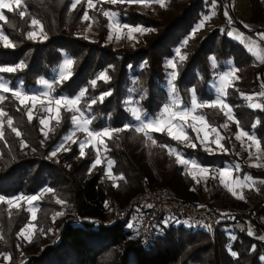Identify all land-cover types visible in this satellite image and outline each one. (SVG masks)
<instances>
[{"label":"trees","instance_id":"obj_1","mask_svg":"<svg viewBox=\"0 0 264 264\" xmlns=\"http://www.w3.org/2000/svg\"><path fill=\"white\" fill-rule=\"evenodd\" d=\"M215 1L217 0H189L174 12L169 9L171 16L164 23L141 16L129 7L126 10L121 8L120 11L115 9L122 20H130L128 22L131 24L146 27L152 25L155 31L144 46L127 50L105 45L102 37L92 41L76 35L79 17L68 12L71 0H22V5H27L23 18L16 12L3 10L7 20L14 26L0 21V30L9 37L15 48L6 49L0 42V66L13 65L23 60L27 68L15 75H2L11 77L14 85L22 79V87L31 93L42 78L49 82L54 81L53 70L62 57L66 56L74 61L73 75L56 88L54 95L74 97L85 86L89 87V96L99 95L101 91L109 88L113 90L112 96L103 104L94 106V111L88 114L95 117V122L90 126L92 129L122 128L126 123L131 124L132 120L125 109L127 96L135 98L137 107H141L148 116L155 117L167 101L162 86L165 61L173 56V49L197 21L199 12L204 11L203 4ZM246 3L253 22H257L258 18L264 23V0H246ZM34 18L43 25L41 34L46 39L27 38L26 34L30 31L31 20ZM189 43L186 59L177 67L176 96L183 104H188L191 100L190 90L195 88L199 101L210 102L214 98L209 88L214 69L222 71L228 66L237 68L238 78L226 90V102L233 109L236 126L256 136L264 151V108L252 109L248 106L249 101L243 98L263 88L261 82L264 61H256L218 28ZM209 56L213 57L212 61L216 65L214 68ZM228 60L230 64L226 63ZM104 70L111 76L110 82L105 84L98 81L97 89L91 90L89 82ZM137 92H143L146 99L141 101L136 95ZM85 104L86 101H82L80 106L84 107ZM4 107L28 145L25 152L20 148L14 132L9 127H3V138H0V195L8 199L38 195L49 187L53 191L41 195L40 200L32 203L36 207V228L32 246L28 249H24L16 240L20 228L29 222L27 210L22 206L9 208L6 203L0 202V258L3 257L0 262L264 264L261 259L264 254V241L260 239L264 236V226L258 222V217L264 216V190L259 197H254L248 210L234 211L226 214V217H221L208 202L201 205L214 210L208 214V218L215 224L211 230L193 228L190 223V226L185 225L178 217H170L165 225L156 227L154 234L144 245L138 231L121 222H106L108 218L101 211L106 209L104 204L107 194L103 190L99 175L89 172L95 157L90 149L85 150L89 155L76 159L78 150L71 145V150L57 161L49 160L46 153L51 146H39L36 118L29 122L24 109L16 101H6ZM199 114L213 127H218L225 120L222 109L204 107ZM257 121L260 123L253 128ZM59 134L61 133L55 134L50 144L56 141ZM150 136L156 139V145L134 130L113 133V139L104 138L111 150L101 154L105 156V160L114 161L111 173L112 182L118 185L114 187L117 210L144 186L170 188L181 201H197L193 195L192 179L184 167L177 164L168 153L169 148H175L184 158L206 167L222 168L239 163L240 170L234 172L238 177L247 175L251 179L264 181V169H249L228 153L207 154L194 139L191 140L196 144L195 148L177 143L163 132H152ZM121 176L123 179H120ZM58 199H65L71 204V217L64 220L54 219L60 211L56 203ZM112 214L114 213L110 215ZM234 223L251 226L253 235L249 236L245 231L232 228ZM229 248L237 256H232ZM22 254L26 256L23 261H19ZM6 255L10 257L7 260L4 258Z\"/></svg>","mask_w":264,"mask_h":264},{"label":"rangeland","instance_id":"obj_2","mask_svg":"<svg viewBox=\"0 0 264 264\" xmlns=\"http://www.w3.org/2000/svg\"><path fill=\"white\" fill-rule=\"evenodd\" d=\"M188 1L189 0H162L163 2V6H162L161 3L158 2V0H144L143 3H131V4L118 3L116 5H112L111 3L105 2V0H101L96 3V7L94 9L88 10L90 20L83 21L82 17L84 14V9L87 6L86 0H82L81 4L77 6L76 10L69 11V7L72 2L71 0L69 7H68V12L69 14H76L79 17V18L77 17L78 24L75 29L76 35L82 38L86 37L85 39L92 40V41L98 39V37H102L105 45H110L113 48H124L127 50H131L137 47L144 46L152 38V35L155 32L154 29L152 28V25H150L149 27H146V26H142L139 24H136V25L131 24L130 22H128L130 20H126V19L122 20L118 16V20L121 23V25L127 24L131 27L141 26L142 28L151 29V31H147V32L129 33L128 28H124V27L117 28L116 27L114 21L117 18H112V22H110L109 18L104 17L101 9L107 10L110 12L111 11L115 12V9H118L120 11L121 8L126 10L129 7V8H132L134 12H136L137 14H140L141 16H145L148 19L159 21V23L161 22L164 23L170 18L171 11L174 12L175 9L179 8L181 5L186 4V2ZM113 7H114V10H112ZM203 8H204V11L199 12V18L191 26L187 35L173 49V54H172L173 56L168 58L164 64L165 73H164V79H163L162 86L164 87V91L166 92V99H167V101L164 102V105L165 103L170 104V112L164 113L162 115V110H163V107H162L160 111L155 115V117H150V116L148 117L153 118V119L162 118L165 121H168L169 123H171L174 132L179 131L182 127L186 135L188 134L189 138L194 139L193 141L196 142L200 146V148L207 154H217V153L226 154L228 153L229 155H232L237 161L239 160V162L243 166L249 169H253V170L264 169V151H262V148L260 147V145L258 148L256 145L252 144V141H250L247 138V136L241 137L239 140L236 139V136L239 134V131L241 130L236 126V122L234 118L231 120L228 119V116L226 115L228 111L227 109H222L219 107L217 108L220 110L222 109L225 115V120L220 122L219 123L220 125L218 127H213L211 125H208L205 122V120H204V124L202 125L200 121L192 119V115H200L199 111H201L203 108L197 109L195 113L188 115L184 117L183 119H181L177 115H173V113L175 112L176 106L171 105V100L173 99V97L170 92V87L167 85L168 76L166 75V73H169L172 70L167 67V62L169 59H171L173 60V62L179 65L182 62L180 61L179 56L181 55L186 56V54L189 52V49H187L189 41L191 42L196 41L202 38V36L204 37L206 34H208V32L212 31V29L218 28L219 31L223 33V35H225L231 41L238 43L246 51V53L251 55L256 61H260V62H262V60L264 61V40H261L258 35L259 33L264 32V23L262 22V20H258V18H256L257 22H253V19L251 18V12H250L249 6L246 3V0H217L215 2H209L208 4L204 3ZM169 9L171 11H169ZM225 11H227L228 13L227 16H225ZM206 17L207 19H205ZM259 19H261V17H259ZM201 24H203V26L200 27L198 30H196L197 26ZM30 31L37 32L36 38H40V39L43 38L41 34L42 31L40 30L39 26H31ZM229 32L232 33L231 36L227 34ZM184 41H187V44H185ZM191 42L189 44H191ZM177 48H179V55H177V52H176ZM65 58H68V57L63 56L58 66L62 63V61ZM208 58L212 65L213 57L209 56ZM226 63L230 64V61L228 60ZM58 66L53 70L54 80L57 78ZM230 67L231 66H228L222 71L214 69L213 78L209 83V88L212 90L214 94L213 100L216 99L218 96L217 88H218L219 76L221 75L223 71H229ZM237 78H238V74L236 72L234 76L230 78V83L235 81ZM263 83H264V74H263V80L261 82L262 84L261 86H263V88H261V90H259L255 94L250 95L253 97L252 102L259 103L261 105L262 103H264V96H259L257 94L264 92ZM44 90H45V86L39 83L38 86L30 94H39V93H42ZM136 95L138 97H141V96H144V93L137 92ZM52 96H56V95L52 93ZM61 96H64V95H61ZM175 99L180 101V99L177 96L175 97ZM16 102L19 104L18 101ZM41 103H44L46 105L47 99L44 97H41V99L36 102V109L34 110V117L36 118L35 120L36 129L39 134V146L43 147L45 144H48L49 146H51L48 152L46 153V156L49 160L57 161L60 157H62L67 152L61 150L57 152V155L55 157L51 156L50 153L57 147V145H59L62 142V138L68 135L73 129V125L71 123L72 113L65 111L64 108L62 107L60 109L61 123L57 125L56 120H50L48 126H43L39 124L38 117L40 115L46 116L47 113H43L39 111ZM187 105L191 107V100L189 101ZM19 106L24 109V112L26 114L27 108L31 107V102H26L25 105L19 104ZM52 107L55 109L54 102L52 104ZM134 107H137L135 98L131 96H127L125 99V109L130 115V118L132 120L131 124L136 123L134 118L131 117V111ZM53 115H55V112H53ZM26 117H27V114H26ZM66 124L69 126H66ZM3 127L8 128L7 120L3 122ZM167 127L168 125L166 124L165 130L163 131V133L166 136L170 137L167 134ZM194 127L197 129H200V139H196L197 133L193 130ZM212 128H215L216 132H211ZM59 132L61 134H59L56 141L50 144L55 134ZM45 133L47 134V138L45 137ZM205 133L208 134V140L205 143L207 147L212 149L211 151H206L205 145L201 144V140H203ZM138 134L147 138L143 133H138ZM217 134L223 137L220 143L223 145L225 149H227V152L222 151L216 143H212V141L215 139ZM14 135L16 136L15 132H14ZM85 137H86V133L82 131H76L75 135L73 136V139L79 140V139H84ZM17 138L20 144V148L24 150L25 152H27L26 146L28 145V142L25 139H23L22 135H20ZM21 141L24 142V144L26 145L25 147L21 146ZM175 141L177 143L187 145L186 141L184 143H181L177 140ZM71 145H74L76 149L78 150L76 159L80 158L78 144H73L71 141H68L65 144V147H70ZM86 149H90L95 155V151L93 149H91L90 147H86ZM170 155L176 160L175 154H170ZM190 161H193V160H190ZM236 164H239V163H234L232 165H225L222 168L206 167V166H202L199 164L200 166L208 169L207 173L201 172L199 168H192L191 166L181 165L182 167H184V170L189 175V177L192 179L193 195L197 200L194 203L199 206L204 205L207 202L210 203L212 209L220 213L221 217H226L225 216L226 214H231L234 211L244 212L245 210H248L254 201V197H259L262 194L264 190L263 189L264 183H262L261 180H254L250 178L249 184L251 186H245L241 188L238 185H236L235 179L236 177H238L235 174L237 172L235 169ZM224 168H228L230 170V174L223 178L224 182L222 183L221 177L219 176V172L217 170H222ZM91 172L97 173L99 177L101 178V184H102V187L104 188L103 190L107 194V200L105 204L107 203L108 205V207H106L104 204V207H106V209L105 211L102 210L101 212L107 216L108 219L106 220V222L113 223L115 219L117 218V216L126 215L125 207L128 201L135 194L132 195L126 201V203H124L117 210L116 193H115V189L113 186L114 182H112V177L109 178V176L106 175V173L109 172V166L107 165L106 160L101 165L93 169ZM193 177H195V179ZM239 178L243 180L244 175L240 176ZM225 185H227L228 187H226ZM229 187H231L236 192L235 196L232 194V192L228 190ZM144 188H148V187L144 186L140 191H142ZM168 189L176 196V194L170 188ZM44 190L40 194L37 195L38 200L41 199L42 197L41 195L48 193ZM191 190L192 188L190 189V191ZM241 195L244 197V199L239 198ZM63 201H65V203L63 204L57 203L60 208V211L58 213H62V214L61 215L56 214V217L54 218L56 220H64L68 218L69 216L71 217L73 208L71 204L67 202L65 199H63ZM20 206H22L24 209L27 210L29 214V222L23 227H21L20 230L18 231L19 233L21 229H27L25 231V237H27V239L18 237V233H17L16 240H17V243L20 244V246L23 245L24 249H28L29 246L30 247L32 246L31 241H32L34 231L36 228V225L34 224V220H32V213L29 211V209L30 208L36 209V207L32 204L29 205L24 200H21L17 202V207H13V208H19ZM111 213H114L112 214L113 216L110 215ZM169 220L170 219L168 218L166 221L169 222ZM178 221H176V223H178ZM181 221L184 222L185 225L190 226L188 221L186 220H181ZM258 222L264 226V216L258 217ZM29 224L32 225L30 229H28L27 227ZM162 224L165 225L166 223L164 221H161L159 225H162ZM234 224H232L233 226L232 228L236 230L245 231L246 233H248L249 229L252 230L251 226L249 227L245 223H238L237 225L236 224L234 225ZM193 227L201 228L200 226H193ZM131 229L138 231V229L134 227H132ZM261 240L264 241V239H261ZM141 241H142V244L145 245V241L143 239H141ZM24 256L26 255H23V254L20 255L18 260L23 261ZM262 257H264V254L262 255ZM2 259L3 257L0 258V261H2ZM0 264H4V263L0 262Z\"/></svg>","mask_w":264,"mask_h":264},{"label":"snow or ice","instance_id":"obj_3","mask_svg":"<svg viewBox=\"0 0 264 264\" xmlns=\"http://www.w3.org/2000/svg\"><path fill=\"white\" fill-rule=\"evenodd\" d=\"M82 0H72L69 11L76 10L77 6L81 4ZM98 0H86V8L84 9V14L82 17L83 21H89V9H94L96 7V3ZM107 3H111L112 5H116L118 3H143L144 0H105ZM158 2L161 3L163 6L162 0H158ZM4 9H7L8 12H16L21 18L25 16V12L27 11V5H22V0H0V21H5L9 23V26H14L11 24L10 21L7 20V17L4 14ZM102 14L104 17L109 18L110 22H112V18H117L114 22L117 28L124 27L128 28L129 33L131 32H147L151 31V29L142 28L141 26L131 27L127 24L121 25V23L118 20L119 13L114 11H107L101 9ZM228 13L225 11V16H227ZM207 19V17L205 18ZM30 26H39L40 30L43 31V25L38 19H32ZM91 26V25H90ZM203 24L198 25V30L200 27H202ZM229 36L232 35V33H227ZM27 38L28 39H35L37 36V32L35 31H28L27 32ZM259 38L261 40H264V32H261L258 34ZM86 38V37H85ZM43 39H46V36L43 37ZM0 42H2L4 48H15V45L12 43V41L9 39V37L0 30ZM185 44H187V41H184ZM177 55H179V48L176 49ZM180 61H184L186 59L185 56L181 55L179 56ZM73 64L74 61L71 58H65L62 63L57 68V78L53 82H49L48 80L41 79L39 83L43 86H45V90L42 93L39 94H30L28 93L23 87V80L19 79L17 83L14 85L11 77H5L2 74H13L15 75L19 71H23L27 68V64L21 60L13 65H3L0 66V138H3V122L4 118H7V126L15 132L16 136L19 137L21 133L17 130V128L14 126V121L8 110L4 107V103L6 101H18L20 105H25L26 102H31V107L27 108V119L29 122H31L34 118V110L36 109V102L41 99V97H44L47 99V104L41 103L39 111L43 113H47V115H40L38 117L39 124L43 126H48L50 120H56L57 125L61 123V113L60 109L63 107L65 111L71 112V123L73 125V129L71 132L64 136L62 138V142L57 145V147L50 153L51 156L55 157L57 155V152L63 150L65 152L70 151V147H65V144L68 141H71L73 144H78L79 146V156L81 158L86 157L89 155L85 151L86 147H90L95 151V158L92 161V164L90 166L89 171L91 172L93 169H95L97 166L101 165L103 162H105V156H103L101 153H107L111 149L108 148L107 143L104 138L113 139V133H118L120 131L124 130H134L137 133H143L148 139L152 141L153 145L157 144V141L155 138L149 135L150 132H163L165 130V125L167 124V134L174 140H177L181 143L187 142V146L196 147V144L192 142L191 138H189L184 129L181 127V129L177 132L173 131V127L171 123L168 121H165L162 118H149L148 114L146 112L142 111L141 107H134L131 111V117L134 118L135 124H124L122 128H109L105 127L101 130H95L92 129L90 126L95 122V117L88 115L91 112L94 111V106L103 104L107 98L113 95V90L109 88L108 90L101 91L99 95H91L89 96V87L85 86L82 87L78 94L74 97H65V96H52V93L56 91L57 87L62 86L65 82H67L73 75ZM215 62H213V67H215ZM113 66H109V68H112ZM131 67V66H129ZM167 67L170 68L172 71L169 73H166L168 76L167 79V85L170 87V92L172 94L173 99L171 100V105H175L176 109L173 115L179 116L181 119L184 117L191 115L196 112L197 109L204 108L205 106L210 108H222L227 109L226 115L228 116V119H233V109L232 107L226 102L227 99V89L232 87V84L230 83V78L234 76V74L237 71V68L230 67L229 71H223L221 75L219 76V82H218V96L216 99L212 100L211 102H204V101H198L197 98V90L195 88L191 89V107H189L187 104H183L181 101L175 99L176 95L178 94V85L176 84L178 74H177V63L173 62V60L169 59L167 62ZM111 80V76L108 74L107 70L101 71L95 79H92L89 84L91 90H96L98 87V81H103L105 84L109 83ZM6 94H10L6 95ZM259 96H264V92L258 93ZM244 99L249 101L248 106L252 109H261L264 108V105H261L259 103H254L252 96H243ZM146 99V96H141L140 100ZM86 101V104L84 107H81V102ZM55 104V109L52 107V104ZM17 111H20V108H17ZM53 112H55V115H53ZM170 112V104L165 103L162 110V115L164 113ZM110 115V114H109ZM193 120H198L201 122V124H204L205 118L202 115H192ZM260 122L257 121L256 124H253V128L257 126ZM193 130L197 133L196 139H200V129L193 128ZM76 131H82L86 133V137L84 139L74 140L73 136L75 135ZM211 132H216L215 128L211 129ZM247 136V138L252 141V144L256 145L259 148L260 142L258 138L254 135H250L249 133L241 130L239 131V134L236 136V139H240L241 137ZM45 137L47 138V134L45 133ZM223 139V137L216 135L215 139L212 141V143H216L220 149L224 152H227V149L223 147V145L220 143V141ZM208 140V134L205 133L203 140H201V144L205 145L206 151H211L209 147L206 146V141ZM21 146L25 147L23 141H21ZM160 147H167L166 145H159ZM169 154H175L176 155V163L179 165L184 166H191L192 168H199L201 172L207 173L208 169L200 166L195 161H190L189 159L183 158V154L177 152L175 148H169L168 149ZM251 155V153H250ZM107 165L109 166V172L106 173V175L109 176V178L112 177L111 168L114 166V161L111 159L106 160ZM236 171L240 170V165H235ZM219 172V176L221 177V182L223 183V178L225 176H228L230 174V170L228 168H224L222 170H217ZM195 179V177H193ZM120 179H123L121 176ZM250 177L245 175L243 180L241 178L236 177L235 184L239 187L243 188L245 186H251L249 184ZM264 183V181H261ZM114 187L118 186L114 183ZM228 187L227 185H225ZM228 190L232 192V194L235 196L236 192L229 187ZM44 191L46 192H52V188H46ZM240 199H244V197L241 195L239 197ZM24 200L29 205H31L34 201L38 200L37 195H30V196H17L13 198L6 199L3 195H0V202H4L8 205L9 208L17 207V202ZM56 203L63 204L65 201L63 200H57ZM106 207H108L107 203L105 204ZM149 208L152 207V205H148ZM29 211L32 213V220L36 219V209L30 208ZM62 213H57V215H61ZM167 223V221H165ZM28 229L32 227L31 224H29ZM129 228L133 227L132 224L128 225ZM27 229H21V231L18 233V237H22L27 239L25 237V231ZM248 235L252 236L253 232L251 229L248 231ZM232 239H235V237H232ZM261 239H264V237H261ZM30 242V241H29ZM254 250V246H253ZM229 251L232 256H237V253L235 251H232L231 248H229ZM6 260L9 259L7 255L4 257ZM262 260H264V257H261Z\"/></svg>","mask_w":264,"mask_h":264},{"label":"built area","instance_id":"obj_4","mask_svg":"<svg viewBox=\"0 0 264 264\" xmlns=\"http://www.w3.org/2000/svg\"><path fill=\"white\" fill-rule=\"evenodd\" d=\"M148 205L152 207L149 208ZM125 211L126 215L117 216L114 222H121L126 226L132 224L138 229L145 244L159 223L170 217H178L188 221L192 227L200 226L205 230L215 227L208 218V214L214 210L181 201L166 187L144 188L128 201Z\"/></svg>","mask_w":264,"mask_h":264}]
</instances>
